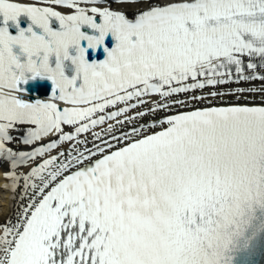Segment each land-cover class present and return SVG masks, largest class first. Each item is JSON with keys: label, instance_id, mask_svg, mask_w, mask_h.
<instances>
[{"label": "snow or ice", "instance_id": "snow-or-ice-1", "mask_svg": "<svg viewBox=\"0 0 264 264\" xmlns=\"http://www.w3.org/2000/svg\"><path fill=\"white\" fill-rule=\"evenodd\" d=\"M0 179V264L250 258L264 0H0Z\"/></svg>", "mask_w": 264, "mask_h": 264}, {"label": "bare ground", "instance_id": "bare-ground-1", "mask_svg": "<svg viewBox=\"0 0 264 264\" xmlns=\"http://www.w3.org/2000/svg\"><path fill=\"white\" fill-rule=\"evenodd\" d=\"M228 99H230V98L225 97V100H228ZM201 106H203V105H201ZM1 181H3V179H0V184H3L4 181L3 182H1ZM7 195H8L7 193H3L2 195H0V216H2L4 214V212L6 211V197H7ZM13 203H15V202H13Z\"/></svg>", "mask_w": 264, "mask_h": 264}]
</instances>
